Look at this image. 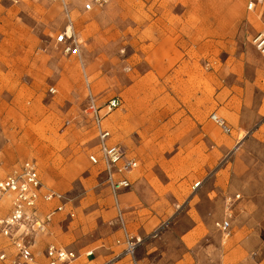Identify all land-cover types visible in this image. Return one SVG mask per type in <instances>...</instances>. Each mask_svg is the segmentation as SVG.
<instances>
[{
    "label": "rangeland",
    "instance_id": "obj_1",
    "mask_svg": "<svg viewBox=\"0 0 264 264\" xmlns=\"http://www.w3.org/2000/svg\"><path fill=\"white\" fill-rule=\"evenodd\" d=\"M89 1L67 0L69 18L59 0H0V178L35 160L44 184L74 207L72 230L95 250L90 264H131L114 259L121 231L88 161L95 133L83 112L88 93L99 106L118 96L113 140L155 187L144 190V203L154 200L161 217L145 239L156 248L149 263L264 264V101L238 122L224 98L233 72L252 101L264 96V57L251 43L264 30V0H106L85 11ZM184 11L185 21L172 16ZM71 23L75 56L54 41ZM185 47L191 65L181 68ZM154 54L164 63L159 73ZM215 85L218 102L210 99ZM213 111L230 134L210 120ZM196 181L202 185L192 190ZM237 193L226 236L213 223L225 196Z\"/></svg>",
    "mask_w": 264,
    "mask_h": 264
},
{
    "label": "built area",
    "instance_id": "obj_2",
    "mask_svg": "<svg viewBox=\"0 0 264 264\" xmlns=\"http://www.w3.org/2000/svg\"><path fill=\"white\" fill-rule=\"evenodd\" d=\"M59 1L62 3L65 15L68 16L67 0ZM103 3H106V0H90L83 6V9L88 11ZM251 7L252 3H249L248 8ZM54 41L56 44L63 45L64 53L72 56L79 55V43L73 33L68 35L66 30H63L55 36ZM251 43L264 57V31L257 33ZM49 91L54 93L56 90L50 87ZM121 104L120 97L112 96L102 106H99L96 104L94 96L88 93L83 112L90 120L97 139L96 149L88 154V161L91 165L98 167L99 173L105 175L109 186L113 206L116 210L115 219L121 230V238L116 240V244L123 247L121 255L128 257L131 264H139L136 249L141 244L142 238L132 235L126 230L122 218L123 211L117 201L120 191L130 187L131 183L127 174L138 167V160L134 156L128 155L119 144L110 143L112 133L108 128L103 127L104 117L120 107ZM102 108H105L103 112H101ZM209 118L223 133L230 134V127L217 113H211ZM200 185L201 181H196L191 188L196 190ZM238 199H240L238 193L234 196H225L223 217L213 223L214 227L226 236L230 234L231 208ZM67 201L63 193L44 185L35 160L23 161L19 167L0 178V236L5 243L4 248L0 249V261L5 264H38L32 248L34 242L30 236L44 233L53 215L65 211L64 205ZM51 202H55V205L40 216V205ZM66 216L72 218L74 213L67 211ZM157 234V230L152 233L153 236H157ZM94 251V249H89L84 253H79L50 242L43 252V264H90L94 259ZM118 257L119 255L114 259H118Z\"/></svg>",
    "mask_w": 264,
    "mask_h": 264
},
{
    "label": "crops",
    "instance_id": "obj_3",
    "mask_svg": "<svg viewBox=\"0 0 264 264\" xmlns=\"http://www.w3.org/2000/svg\"><path fill=\"white\" fill-rule=\"evenodd\" d=\"M250 3H252V7L255 6V3L253 1H251ZM172 16L176 19L181 20V21L182 20L185 21L187 19L188 15H187L186 11H184L181 13L179 12L176 15L173 14ZM68 17L70 18L69 15H68ZM184 24L185 23L178 24L179 26L181 25L180 29L182 28V26ZM71 29H73L72 23H71ZM262 31H264V30H262ZM262 31H259V32H262ZM259 32H257V33H259ZM184 41H186V40H184ZM189 45H190V43H188V45L186 47H189ZM177 46H179V44ZM186 47H185V49L178 48V50L183 53L181 60L178 64V67H181V68L182 67L186 68V67L191 65L190 59L188 58L189 52L186 49ZM150 66L154 68V72L159 73L158 71L161 70V68H164V63L161 62L160 57L157 54H154V55H152ZM228 69H229V67H228ZM167 73L169 74V72H167ZM171 74H172V72H170L169 75H171ZM214 75L216 76V79L218 80V74L214 73ZM229 76H230V78H232L231 82H233V83H231V84H229V86H227V93L224 96V98H225V103L228 106H231V110L234 113V115H236L238 122H240V117H242L244 115H250L252 113L258 114L260 112L261 108L263 107L264 96L260 97V99L254 100L255 102L252 101L247 90L244 87L237 84L238 83L237 80H239L240 75L236 76L233 72L232 74L229 73ZM182 78H184V80L186 81L187 76L185 75ZM243 81H246V80H243ZM214 88H215V92L211 96L210 99L212 101L218 102V96L221 95L223 90L219 89L217 87V85H215ZM89 92H91V90ZM209 106H211V105L208 104L207 107H209ZM104 110H105V108H102L101 112H103ZM112 112L113 111L108 113L106 115V117H104V119H103V127L108 128L109 130H110V128H109L108 123H109L110 115ZM211 113H216V112L213 111ZM94 133H95V131H94ZM94 138H95V144H96L97 143L96 133H95ZM109 142L118 144L117 142H115L113 140V134H112V137L110 138ZM137 168L135 170H133L132 172H130L129 174H127V178L129 179V181L131 183L130 187L128 189H123L122 191H120V193L117 195V201L120 203L122 211H123L122 212V218H123V223H124L126 230L128 231L127 223L129 224L128 221L131 220L130 224L135 225L131 229V231L134 232L135 234H133L131 232L130 233L135 235V236L142 238L141 244L136 249V257H137L138 263L139 264H150L149 263L150 256L154 254V250L156 248L154 246V242H152L150 240H145V239L154 230L155 225H157L159 222H161V217L157 216L153 213V206L156 204V203H154V200H152V202L148 203L147 205L144 203V195H143L144 190H148L147 195L155 194V187H153L149 184L148 178L146 177L144 170L142 168H139V169H137ZM101 175H102L101 177L103 178V183L106 185L108 195L111 197L109 186L105 180V175L102 173H101ZM116 177H118V175H116ZM170 182H172V181L171 180L168 181L165 185H167ZM193 183H195V182H193ZM44 185H46L48 188H50L54 191L59 192L53 186H49L47 184H44ZM212 191H214V190H212ZM59 193H61V192H59ZM111 199H112V197H111ZM112 202H113V199H112ZM54 205H55V202H51V203H47V204L42 203L39 207V215L42 216L45 212H47V210L51 209ZM124 205L126 207H131V212H129V213H131V217H128V216L126 217V215L129 213H125ZM64 206H65V208H64L65 211L61 214L53 215V217L51 218L50 222L47 225V230L44 233L30 236V239L33 240V242H34L32 248H33L34 254L36 255L38 264H43V252H44L45 247L50 242H52L58 246H63V247L78 251L79 253H84L85 251L89 250V249H85L86 248L85 242L78 238L79 233L76 232L75 230H72V223L74 222V220L76 218V211H75L74 207L69 202V200L65 203ZM67 211L73 212L74 217L70 218V217L66 216ZM113 211H114V218H115L116 217V210H115L114 206H113ZM115 222H116V219H115ZM118 229L120 230V228H118ZM107 244H108V242H105V243H103V246L107 247ZM116 246H121V245H116ZM120 254H121V251H119V253H116V255H114V256H118ZM109 255H111V254H109ZM124 258L125 257L119 258V260L120 259L123 260ZM94 259H92V261H94ZM119 260H117V261H119Z\"/></svg>",
    "mask_w": 264,
    "mask_h": 264
},
{
    "label": "bare ground",
    "instance_id": "obj_4",
    "mask_svg": "<svg viewBox=\"0 0 264 264\" xmlns=\"http://www.w3.org/2000/svg\"><path fill=\"white\" fill-rule=\"evenodd\" d=\"M72 29H71V26H68L67 27V31H66V33L68 34V35H71L72 34V31H71ZM243 137V134H240L239 135V139H241Z\"/></svg>",
    "mask_w": 264,
    "mask_h": 264
}]
</instances>
